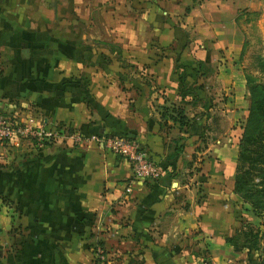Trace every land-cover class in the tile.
<instances>
[{
	"label": "crops",
	"instance_id": "obj_1",
	"mask_svg": "<svg viewBox=\"0 0 264 264\" xmlns=\"http://www.w3.org/2000/svg\"><path fill=\"white\" fill-rule=\"evenodd\" d=\"M111 2L137 11L117 23L103 16L110 40H102L119 44L131 65L142 61L159 91L177 89L175 60L187 83L222 90L219 111L182 130L198 170L187 172L180 156L167 162L172 136L160 133L154 86L127 79L116 51L84 32L89 8L103 14ZM66 7L87 12L60 17ZM259 60L264 0H0V104L13 100L34 122L84 135H128L166 168L156 180L134 178L127 159L92 142L0 148L9 201L0 196V264H90L96 239L103 264H201V253L216 264H261L260 250L227 240L242 221H260L234 191L246 73L263 77Z\"/></svg>",
	"mask_w": 264,
	"mask_h": 264
},
{
	"label": "trees",
	"instance_id": "obj_2",
	"mask_svg": "<svg viewBox=\"0 0 264 264\" xmlns=\"http://www.w3.org/2000/svg\"><path fill=\"white\" fill-rule=\"evenodd\" d=\"M105 42V41H104ZM109 49L116 51L117 59L123 63L124 57L121 53V46L113 42H105ZM259 67L264 72V62L259 60ZM174 67L178 69V93L184 97L193 92V85L186 81V70L184 65L174 63ZM149 83V81H146ZM246 86L249 95V106L246 119L242 126V131L238 140L237 162L234 171V191L238 193L244 201H246L252 212L258 218H264V76L258 77L252 73H246ZM159 113L160 128H166L167 119L173 120L178 128L186 130L191 124V118L186 112L183 105H161L156 107ZM210 113L206 117H210ZM209 127V125H208ZM207 128V126H206ZM127 136L128 135H125ZM203 138V132L201 134ZM131 139V138H130ZM170 151L166 154L168 163L180 155L181 145L175 143L168 144ZM152 155V154H151ZM153 156V155H152ZM157 160V159H156ZM161 165L162 162L157 160ZM163 167V166H162ZM165 168V166L163 167ZM166 169V168H165ZM169 172H171L169 170ZM2 200L8 203V199L4 195H0ZM259 224L264 225L263 221ZM261 232L259 225H254L250 221H242L241 226L236 232L227 237L234 248H239V242L247 249L248 254L251 250H260ZM97 245L102 246V241L96 239L88 243V247L94 249ZM134 264H140L138 260L133 261Z\"/></svg>",
	"mask_w": 264,
	"mask_h": 264
},
{
	"label": "built area",
	"instance_id": "obj_3",
	"mask_svg": "<svg viewBox=\"0 0 264 264\" xmlns=\"http://www.w3.org/2000/svg\"><path fill=\"white\" fill-rule=\"evenodd\" d=\"M23 110L13 100L5 101L4 105L0 104V148L25 144L31 149L39 150L54 143L65 144L67 141L92 142L127 159L134 178L156 180L164 172L162 165L143 144L127 136L101 132L84 135L67 125L34 122L31 108L26 112ZM94 254L92 264H103L106 258L105 249L97 245ZM200 256L201 264H216L206 254L201 253Z\"/></svg>",
	"mask_w": 264,
	"mask_h": 264
},
{
	"label": "rangeland",
	"instance_id": "obj_4",
	"mask_svg": "<svg viewBox=\"0 0 264 264\" xmlns=\"http://www.w3.org/2000/svg\"><path fill=\"white\" fill-rule=\"evenodd\" d=\"M121 1V0H120ZM117 3L115 2H111L108 3L106 8L103 10V14H101V11L97 8H89V13L92 17V23L90 22L89 25L85 24L84 25V32H89L92 35V39H96V38H101V40H95V41H91V42H98L100 41V43H102L103 45H106L105 42H110L107 40H102V39H109V34L110 31L108 30V26L104 23V17L106 18H110L113 17L115 18V23H117L120 19H127L129 17H132L135 15V12L137 11L136 9L133 8H128V7H121V6H114ZM76 10L77 12H75L74 14L78 15L79 17L82 18L83 15L86 14L87 9L84 8H77V9H73V8H59L58 9V15L60 17H67L70 15V11H74ZM69 13V14H68ZM106 15V16H105ZM66 20V19H64ZM64 22H62L63 24ZM61 26H65V25H60ZM121 25H117V27H120ZM123 27H128V29L130 28V24H125L123 22ZM67 29V27H66ZM82 30V28H80ZM69 31L71 30L70 28L68 29ZM80 30V31H81ZM109 31V33H108ZM125 31V30H124ZM108 33V35H107ZM125 35V34H124ZM105 41V42H104ZM99 45V44H98ZM260 44L256 43L255 47H258ZM124 46V45H123ZM122 46V47H123ZM109 49V46H106ZM129 47V46H128ZM123 49H125L123 47ZM157 55H159V52L156 53ZM124 57L123 63L120 65L123 69L124 75L125 77L128 79L129 77H131V75L136 74L140 80L145 79L146 81H149V79L151 81H149L151 83V85L154 86V93L156 94V96L158 98L157 102L155 104L156 107H160L161 105H170L171 103H174L175 105H183L186 109L187 114L189 115V118H191V122L192 124L186 129L183 130L185 132L189 131L191 126L193 124H195L196 122H200L202 120V118H204V116L207 113H210V115L213 116V112L214 114L217 113L219 111V100H217V97L219 96H223L222 94V90L217 88V89H213L211 91H214L213 94L211 92H209V90L207 88L201 87L202 84L197 85L195 83H191L193 85V92L187 94L186 96L182 97L179 93H178V89L175 90V92L171 93H164L159 91L160 87L156 86L152 76L149 75V73L147 71H145V67H141L140 65L142 64L140 61V63L138 65H131V57L130 56H125L122 55ZM156 56H154L153 58H155ZM253 59L255 58L254 56L252 57ZM118 60V59H117ZM175 60V58H174ZM119 61V60H118ZM257 61V59H255V62ZM176 62V60H175ZM132 73V74H131ZM130 75V76H129ZM203 86V85H202ZM203 88V89H200ZM203 90V91H202ZM164 91V90H163ZM202 95H201V94ZM216 99V100H215ZM167 127L160 128V133L162 135V137L165 139V136H172L171 138H169V143L168 144H173L174 141L181 145V152L180 155H178V157L180 156V160H183L184 163V167L185 169H187V172H194L196 170H198V166L200 163V159H198V157H200V155L198 153H194L195 156H191L189 158H185V154H184V143H185V139H183V131L182 129L178 128L177 124L171 120V119H167ZM182 131V133H180ZM185 158V159H184ZM191 169V170H190ZM187 172H184V174L186 175ZM260 221L263 219L259 218ZM259 229L261 234V239H260V252L261 254H264V225L259 224ZM96 247L94 249L91 250L92 252V258H91V262L90 264H92L93 261V257H95L94 251H95ZM264 259V256L263 258Z\"/></svg>",
	"mask_w": 264,
	"mask_h": 264
},
{
	"label": "water",
	"instance_id": "obj_5",
	"mask_svg": "<svg viewBox=\"0 0 264 264\" xmlns=\"http://www.w3.org/2000/svg\"><path fill=\"white\" fill-rule=\"evenodd\" d=\"M261 264H264V259H262V262H261Z\"/></svg>",
	"mask_w": 264,
	"mask_h": 264
}]
</instances>
